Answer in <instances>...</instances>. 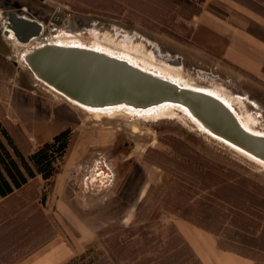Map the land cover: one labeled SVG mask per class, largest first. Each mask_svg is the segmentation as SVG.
<instances>
[{
    "label": "rangeland",
    "instance_id": "obj_1",
    "mask_svg": "<svg viewBox=\"0 0 264 264\" xmlns=\"http://www.w3.org/2000/svg\"><path fill=\"white\" fill-rule=\"evenodd\" d=\"M20 1L24 9L46 16L44 32L30 44L7 38L1 15L10 9L0 5V52L8 56L0 55V75L10 88L19 84L26 94L49 99L51 116L63 130H72V138L45 198V182L37 178L0 204V264H16L58 236L73 250L68 261L77 257L75 264H185L176 224L183 209L210 221L221 245L264 264L263 166L197 130L183 115L84 110L36 79L22 60V54L64 32L86 45L119 46L129 36L146 51L157 46L171 59L179 58L185 80L230 97L232 82L214 67L213 56L194 43V24L202 14L229 18L264 40V0H204L195 7L178 0ZM233 89L243 94L240 86ZM230 99L236 113L253 115L264 131V97L260 110ZM5 124L25 154L39 146V139L28 137L15 122L6 119ZM99 161L114 169L111 188H103L96 177ZM87 166L89 179L83 173ZM182 179L191 181L192 188ZM178 182L183 187L174 191ZM216 191L240 210L227 204L218 206V213L210 209ZM186 264L201 263L190 258Z\"/></svg>",
    "mask_w": 264,
    "mask_h": 264
},
{
    "label": "water",
    "instance_id": "obj_2",
    "mask_svg": "<svg viewBox=\"0 0 264 264\" xmlns=\"http://www.w3.org/2000/svg\"><path fill=\"white\" fill-rule=\"evenodd\" d=\"M8 9L5 36L11 31L23 44L40 37L44 27L41 23L21 17L18 5ZM152 51L157 55V46ZM22 60L35 78L86 107L126 105L149 109L165 103L182 106L210 133L264 161V137L248 132L229 107L208 93L182 87L125 60L88 48L46 42L22 54ZM164 61L181 64L179 58Z\"/></svg>",
    "mask_w": 264,
    "mask_h": 264
},
{
    "label": "crops",
    "instance_id": "obj_3",
    "mask_svg": "<svg viewBox=\"0 0 264 264\" xmlns=\"http://www.w3.org/2000/svg\"><path fill=\"white\" fill-rule=\"evenodd\" d=\"M193 40L200 50H207L213 56L214 67L227 74L228 83L232 82L230 97L242 99L244 107L249 104L260 110V96L264 97V40L232 19L203 14L194 24ZM4 56L8 57L7 54ZM236 86H240L243 94H233ZM22 89L19 84L10 88L0 75V121L8 119L15 122L28 137L38 138L40 145L62 131L63 127L51 116L49 99L35 98ZM9 110L11 114L14 111L15 116L11 117ZM176 224L178 233L201 264H257L253 258L221 248L219 238L213 232L184 219H178ZM73 254V250L58 236L16 264H64Z\"/></svg>",
    "mask_w": 264,
    "mask_h": 264
},
{
    "label": "trees",
    "instance_id": "obj_4",
    "mask_svg": "<svg viewBox=\"0 0 264 264\" xmlns=\"http://www.w3.org/2000/svg\"><path fill=\"white\" fill-rule=\"evenodd\" d=\"M183 5L186 6H197L204 0H178ZM72 138V130L70 128L64 129L53 136L50 140H47L40 144L35 150L29 154H25L23 150L18 145L15 137L6 126L5 121H0V204L7 200L8 198L15 195L17 192L24 189L32 181L37 178H41L45 182V187L43 191V198L47 195V190L54 184V180L58 174L61 173V169L64 163L65 156L67 154L70 142ZM195 170V169H194ZM178 176V177H177ZM176 178L181 180V174H178ZM185 183L191 186V181L188 179H182ZM221 184V183H220ZM219 186V185H217ZM175 187V188H174ZM183 187L181 182L176 183L172 186V189L179 191ZM216 202L208 205L215 207V211L218 213V206L221 204H227L230 208L237 211L240 210L237 203L229 198L221 197L218 191L214 193ZM207 208V209H209ZM182 212L179 216L194 225L205 229L207 231H214L212 224L207 219H198L187 214V209L181 210ZM146 229V227H141ZM178 232V231H177ZM180 235V234H179ZM181 237V253L182 260L186 264L190 258L199 259L196 257L195 253L192 251L187 242ZM220 247L223 249L231 250L219 243ZM88 253V252H87ZM173 250L168 251V258L172 256ZM82 255L81 258H84ZM77 257L71 259L64 264H75Z\"/></svg>",
    "mask_w": 264,
    "mask_h": 264
},
{
    "label": "bare ground",
    "instance_id": "obj_5",
    "mask_svg": "<svg viewBox=\"0 0 264 264\" xmlns=\"http://www.w3.org/2000/svg\"><path fill=\"white\" fill-rule=\"evenodd\" d=\"M26 19V18H25ZM44 26V25H43ZM44 29L42 30L43 33ZM41 33V35H42ZM65 32L63 33V35ZM40 35V36H41ZM63 35H58L54 36L51 39L47 41V43L50 44H55V45H61V46H73V47H80V48H88L92 49L95 51L103 52L106 53L110 56L117 57L119 59L125 60L129 62L130 64L140 68L143 71L152 73L156 76L168 79L171 82H174L182 87H188L190 89H194L197 91H202L205 93H208L219 100H221L229 109L235 114L241 125L250 133L258 136L264 137V131L258 130V119L255 118L251 114H240L236 113L235 109L233 107V104L231 102V97L226 96V94H223L221 89L218 88H213L209 86H204V85H199L193 82H190L188 80H185L181 76V70H182V64L176 65L174 64L175 62L173 61L172 63H167L164 61V59H169L167 55L162 54L160 50L157 51V55L152 51H146L145 47L140 44H136L134 41H130L129 36L127 39H123L121 44L119 46H113L109 44L102 43V41H95L93 44L86 45L84 44L80 39H78L75 36H71L69 34H66L65 36ZM9 39L15 40L17 43L21 44L18 42L13 34V32H9V35L6 36ZM39 37L33 38L29 43L37 40ZM123 38V37H122ZM131 39V38H130ZM46 43V42H45ZM23 44V43H22ZM44 43H41L39 46H42ZM152 44V43H151ZM38 46V45H37ZM38 46V47H39ZM146 51V52H145ZM38 79V78H36ZM41 81L40 79H38ZM42 82V81H41ZM45 84L44 82H42ZM46 85V84H45ZM48 86V85H47ZM50 87V86H48ZM53 91L56 93L60 94L63 96L67 101H69L71 104L78 106L84 110L91 111V112H96V113H113L116 111H123L128 114H133V115H139V116H145V117H169V118H174L177 117L178 115H183L186 116L190 120V122L196 127L197 130L204 132L205 134H208L211 136L213 139L218 140L219 142H222L223 144L227 145L228 147L232 148L233 150L243 154L250 160L260 164L261 166L264 167V161L257 159L248 153L242 151L241 149L227 143L226 141L216 137L208 129H206L197 119H195L191 113L185 109L182 106L179 105H174L170 103H165L161 105H157L154 107H151L149 109H136L133 107H129L126 105H120L116 107H107V108H90L86 107L84 105H81L66 96L62 95L52 87H50ZM241 101V99H240ZM243 103V101H241Z\"/></svg>",
    "mask_w": 264,
    "mask_h": 264
},
{
    "label": "flooded vegetation",
    "instance_id": "obj_6",
    "mask_svg": "<svg viewBox=\"0 0 264 264\" xmlns=\"http://www.w3.org/2000/svg\"><path fill=\"white\" fill-rule=\"evenodd\" d=\"M0 5L3 8H5V9L6 8H11L14 5H18V6H20V11H21L20 16L21 17L29 19V20H32V21H37V22L41 23L42 25H44V21L42 22V20H44L46 18V16L42 17L38 13V11H34L33 9H30V8L29 9H24V5H26V4L23 3L20 0H0ZM8 14H9V11L3 12L2 15H1V17L3 19V31H2V34H4V32L6 31L5 24H6V21L8 20V18H9ZM44 27H43V29H44ZM96 163H95L96 164V166H95V168H96L95 169L96 170V177L100 178V180H101L100 184L102 186H104L103 188H111V187H113V185L115 183V172H114L113 167L109 166L106 161H102V162L99 161V163L98 162H96ZM83 173L86 175L85 179H89V166L86 167V169L84 170ZM104 179L107 182L105 185H103V182H102V180H104Z\"/></svg>",
    "mask_w": 264,
    "mask_h": 264
}]
</instances>
